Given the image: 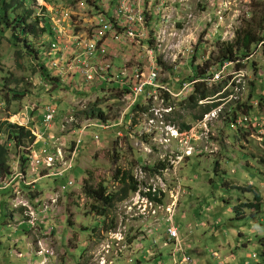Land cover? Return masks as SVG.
<instances>
[{
	"label": "rangeland",
	"instance_id": "obj_1",
	"mask_svg": "<svg viewBox=\"0 0 264 264\" xmlns=\"http://www.w3.org/2000/svg\"><path fill=\"white\" fill-rule=\"evenodd\" d=\"M98 1L28 0L27 4L33 11V17L39 13L42 7L46 8L49 18L51 17L52 30L54 31L56 27L64 30L65 38L59 47L62 49L66 45L68 46L65 56L69 58L73 56L75 50V44H73L75 35H81L91 24L92 13L96 12ZM201 2L204 4L208 0H201ZM260 2L264 4L263 0H246V3L251 6L253 14L242 23L239 31H243L248 24L255 23L253 16L260 10L255 6ZM190 3L196 8V13L202 9L200 3L197 5V0H190ZM66 12L69 13L68 16H65ZM42 26L43 24H41ZM189 32L196 34L198 45L203 43L206 45L205 47L211 48L209 54L211 59H215L218 55V45L221 43L223 29L216 31L208 26L202 30ZM189 32H184L185 37L188 38ZM52 37L50 34H45L28 38L37 52L36 59L30 57L24 50L20 51L19 48L13 47L9 39L0 34V122L7 121L14 124L17 116L22 120L21 117L26 114L30 117H38L42 107L53 102L58 105L60 119H62L70 104L77 105L79 101H83L89 107L98 99L109 117H118L124 107V101H122V92L117 89V84H106L100 88L93 87L89 91L87 90L88 93H83L87 84L80 75L76 77V82L81 84L82 91H75L73 86H69V80L63 82L58 78V85H55L43 79L42 65L49 70L51 77H55L49 66L50 59L46 57L50 51ZM201 50L193 58L194 71L197 67L200 71L206 69L204 65L206 60L201 58L206 53ZM261 59L259 58L256 64L264 66V61ZM115 65H121L118 57L115 60ZM181 67L182 64L175 72L173 63L169 62V64L163 65L160 79L164 83L170 84L173 79L177 80L175 91L181 88L182 81L195 78L196 72L193 74L188 71L182 76V81L177 79V73ZM251 69L252 65H250ZM180 71L182 72L183 69ZM261 86L264 88V84ZM224 87L223 84L222 86L216 84L209 88L222 91ZM47 90L49 91L47 92ZM228 93L226 92V94ZM250 93L259 100L260 96L255 88H252L247 96ZM186 98L183 101L180 98H171L168 104L174 105V109L165 117L167 122L170 121L179 129L180 137L178 138H182L181 136L184 137L187 132L192 131L190 134L192 137L190 135L187 137L192 139L189 142L194 149L191 155H185V145L178 143V140L174 138L170 143H167L168 147L155 144L150 139L145 142V145H140V128L146 120V116L135 126L133 138L124 137L111 143V137L114 135L116 137V131H100L101 141L98 144L92 141L93 130L87 131L79 148L77 163L74 167V177L78 184L66 191L71 193L76 190L74 193L76 197L73 196V193L70 194V198L66 197V203L70 205V208L67 209L69 217L67 220L65 219V225L57 217L61 211L59 209L61 203L58 202V204H53L48 212H43V209H40L41 213L37 216L36 226L33 229L25 222L23 211L14 207L12 196L7 194L6 202L1 203L0 211V264H29L27 261L31 257H28L30 247L32 249L45 248L43 243L47 241L51 248L55 249L51 251L52 256L59 260L63 259L64 264H76L78 258L86 253L85 251L89 252L85 255L87 261L94 257L100 261V257L95 254L101 252L102 241L107 236L100 235L95 240L92 247L97 246V250L92 257L91 241L95 237V232L100 234L105 231L106 235L109 234L110 225L107 224L105 227V224L110 220L112 224L117 218L118 225L120 224L116 208L119 205L117 204L108 213L106 220L104 217L97 216L96 213H91L89 204L82 205L85 197L83 195L80 199L77 197L81 192L82 180L84 181L90 176L91 183L95 185L103 183L110 190L109 192H114L118 190L114 173L119 168L130 169L136 173V170L139 169V162L148 161L152 164L159 159L166 160L164 167L167 168L165 176L169 187L172 190L175 189L176 192L180 191L178 205L174 213V223L179 228L186 252L200 264H220L225 257L234 259H230V262L227 260V264H264V202L261 213L254 214L250 207H245L243 216L239 217L237 211V207L241 203L251 200L256 202L255 197L258 195H261L264 201V186H262L264 183V150L253 138L240 132V127L231 121L233 110L229 109L235 107L231 104L233 102L216 101L215 103L219 102L220 105L205 113L208 106L198 104L196 107H191V102L188 97ZM35 104L37 107L32 111L31 108ZM255 111H258L256 107L252 109L253 113ZM208 113L216 114V117L210 116L207 121ZM82 117L80 113L78 115L79 122L82 121ZM33 126L38 127L40 124L35 123ZM113 132L114 134H112ZM1 133L5 135L3 132ZM156 133L157 138H162L166 131L162 127V133L158 129ZM110 134L112 136L108 143H104ZM120 141H122L121 145H119ZM148 146L153 149L150 153L146 150ZM37 147L39 148V146ZM97 147H101L105 151H100ZM133 150H136V153ZM15 153L16 150L12 147L10 154L14 155ZM178 154L181 156L178 157ZM86 174L87 178H85ZM67 179L68 177L59 180L45 179L37 185V189L46 191L55 185L60 186L67 183ZM58 181L59 183H57ZM252 183L256 187V192L250 187ZM167 193L166 201L170 203L169 192ZM32 203L36 204L34 201ZM165 214L162 213L164 219L161 223L159 222V225H162L159 230L153 229V231L147 227L155 216L149 217V221L144 223L136 219L130 220L128 224L124 223L123 226L127 227L129 232L134 231L133 235L128 232L129 236L124 242L126 247H123L124 243L118 247L113 242L110 254L102 253V255L107 254L109 259L114 258L115 264H174L173 253H177L178 249L175 242L167 240L168 226L171 224L166 222ZM40 224L44 225L43 229L40 228ZM142 230L149 233L150 239L138 240L134 234L135 232L142 233ZM37 238H39L38 241ZM157 239L159 240L158 245L155 243ZM167 242H169L168 245H166ZM32 243H36V247ZM127 245L130 247L128 248ZM189 245H193L190 250H188ZM118 249H120V253L124 251L120 257H118ZM35 255L32 252L33 260L39 261L43 258ZM180 256L178 253V259L181 258ZM98 260L95 259L92 264H100L97 262Z\"/></svg>",
	"mask_w": 264,
	"mask_h": 264
},
{
	"label": "built area",
	"instance_id": "obj_2",
	"mask_svg": "<svg viewBox=\"0 0 264 264\" xmlns=\"http://www.w3.org/2000/svg\"><path fill=\"white\" fill-rule=\"evenodd\" d=\"M175 1L181 4L178 12L171 9L167 0L161 2L160 0H154V2L152 0H118L114 8L110 2L99 0L96 12L92 13L91 24L81 35H75V41L73 40L75 50L73 56L69 58L65 56L68 46L62 49L59 47L65 38L64 30L59 27L52 30L50 51L46 57L50 59L49 66L54 76L63 82L69 80V86H73L75 91H82L81 84L76 82V77L80 75L87 84L83 93H88L93 87L100 88L106 84L115 83L118 85L117 89L122 92L124 107L118 117L105 121L83 116L82 121L79 122L78 115L88 109L83 101H79L77 105L70 104L69 110L62 119H60V110L55 102L42 107L38 117H30L27 114L21 117L22 120L16 117L14 124L29 129L34 139L26 146H16L13 141L7 143L9 150L14 147L16 153L10 154V171L8 176L1 180L0 190L12 196L14 207L23 211L25 222L33 229L36 226L37 216L41 213L40 209L48 212L53 204L60 203V198L66 191L78 184L74 177V167L83 137L90 129L93 130L92 137L96 143L101 140L100 131L115 130V140H121L124 137L133 138L135 126L146 116L140 128V145H145V142L150 139L155 144L168 147L167 143L174 138L178 140V143L185 145V155H191L194 149L189 142L192 139H188L187 134L178 138L180 137L179 129L170 121L167 122L165 115L170 114L174 109V105L168 104L169 100L188 97L198 82H205L210 87L225 82L226 85L222 92L214 98L229 92L228 96L221 100L233 102L231 104L235 107L229 110H237L235 117L237 119L234 124L240 127V132L245 133V136L249 135L264 150V88L261 86L264 84V66L256 64L259 58L264 61V28L261 39L248 53L239 55L235 61H226L221 65L211 67L203 78L182 81L178 91L174 90L177 85L173 83L174 79L172 84L164 83L160 79L163 65L169 62L175 65L174 71L176 72L179 65L193 58L201 49L206 53L201 58L204 60L211 58L209 54L211 48L205 47L203 43L198 45L196 34L189 31L202 30L208 26L216 31L223 29L221 43H234L238 29L247 17L253 14L251 6L246 3V0H208L197 15L190 7V0ZM199 3H202L201 0H197V5ZM66 15L68 16L69 13L66 12ZM150 20H153L154 24H150ZM150 29L153 31V36H151ZM185 31L189 32L188 38L184 35ZM106 39L119 44H128L130 45L128 49H134V53L124 63L125 65L119 67L115 65L116 53L111 52ZM137 52L140 58L136 57ZM250 65H252L251 70ZM252 88H255L260 96L259 100L253 97L252 93L247 96ZM210 102L208 99L200 100L203 104ZM35 107L37 104L31 110L33 111ZM255 107L259 113L252 112ZM210 116L216 117V114L208 113L207 121ZM32 123L40 124V126L32 127ZM161 126L164 127L166 134L162 138H157L155 132L158 129L162 133ZM5 140V136L0 133V141L5 142ZM121 143L122 141L119 145ZM146 150L149 153L153 151L150 146ZM180 156L178 154V157ZM144 164L148 165L149 162L145 161ZM138 168L136 173L133 172L139 181L137 190L133 192L132 197L118 202L119 206H116L120 224L118 225L117 218L112 224L110 220L105 224V227L107 224L110 225L109 234L106 235L105 231L100 233L102 237H107L102 241L101 252L95 254L100 257L99 263L115 264L114 258H105L102 253L109 255L113 242L115 246L120 247V244L126 241L129 230L123 226L124 223H128L131 219L144 223L149 221V217L155 216L154 222L148 224L147 227L151 230H159L162 226L159 222L161 223L164 219L162 213H166L165 220L171 224L168 228L167 240L175 242L178 249V252L174 253V264H200L186 252L179 228L174 223V213L180 191L176 192L175 189L172 190L169 187L165 176L167 168L159 169V172L155 173H151L141 163ZM67 177V183L57 186L58 189L54 194H47L51 196L43 197L41 194L43 191L40 193L37 189V185L45 179L59 180ZM115 183L119 188L120 181L115 180ZM82 184L83 180L81 192L77 197L80 199L83 195L85 201L82 205H85L89 199L82 191ZM167 192H169L170 203L166 201ZM32 201L36 204L34 205ZM40 228L43 229L44 225L40 224ZM145 230H142V233L135 232L134 235L138 240H145L149 236ZM129 233L133 235L134 231ZM155 243L158 244L159 240L157 239ZM123 247H126L125 243ZM117 253L120 257L124 251L120 253L118 249ZM178 253L181 255L179 259ZM36 254L44 257L39 264H47V254L53 255L51 251L48 252L44 248H37ZM220 264L227 263L223 261Z\"/></svg>",
	"mask_w": 264,
	"mask_h": 264
},
{
	"label": "trees",
	"instance_id": "obj_3",
	"mask_svg": "<svg viewBox=\"0 0 264 264\" xmlns=\"http://www.w3.org/2000/svg\"><path fill=\"white\" fill-rule=\"evenodd\" d=\"M27 1L28 0H0V34L6 36L13 47L19 48L20 51L24 50L30 57H35L37 52L33 48V45L28 40V38L30 36L35 37L45 34L52 35V28L46 8L42 7L38 14L34 12L36 16L33 17V11L28 7ZM255 7L260 9L253 16L255 23H253V25L248 24L243 31H238V35L234 43H219V51L216 58H210L206 60L204 63L206 69H202V71L199 70V67H197V69L195 68V78L205 77L208 74L210 68L215 66V63L216 65H221L226 61H235L239 55H245L248 53L253 45L261 39L260 36L264 28V4L261 2L256 3ZM41 24H43L42 27ZM150 31L151 36H153L152 29H150ZM150 41H152V39H150ZM42 73V77L45 81L58 85L59 79L56 77H51L49 70L44 65H42ZM222 84L225 86V82L220 83L219 85L222 86ZM209 87L210 85H207L205 82H198L194 85L193 91L188 96V100L191 102V107H196L198 104L202 105L203 103H200V100L208 99L211 102L203 104L206 105V107L208 106L204 111L206 113L213 107L220 105L219 102L215 103L216 101L228 96V94L225 92L214 98L222 91L212 90ZM184 99L185 98H180L182 101ZM81 115L84 117H93L99 121H105L111 118L107 114L106 110L102 107L101 101L99 99L98 101L94 102V104L89 106L86 111H82ZM236 115L237 110L235 109L233 111V118L231 121L234 122L237 119L235 118ZM33 125L34 124L32 123L31 126L35 127ZM1 132L5 134L4 136L6 140L5 142L0 141V184L1 180L8 176L10 171V150L7 147V143L13 141L16 146H26L34 139L29 129L18 126L17 124L9 123L7 121L0 122V133ZM133 152L136 153V150H133ZM164 161L166 160L159 159L158 161H155L152 164L149 163L148 165H145L144 162L139 163H141L142 166L148 169L151 173H155L159 172V169L166 168L164 167ZM89 178L91 177L88 176V179L83 181L82 191L89 199L87 204L90 206V212L96 213L97 216L104 217L105 220L108 213L115 208L116 204L130 197V195L137 190L139 185V181L134 176L132 170L124 168H119L114 173V179L120 181V187L117 191L112 193H109L107 186L103 183L95 185L91 183V179ZM250 187L252 188V186ZM7 194L8 193L0 190V211L2 205L1 203H3L2 196L3 198L7 197ZM255 199L256 202L251 201L248 203H241L237 207L239 217L243 216L242 213L245 207H250L252 210L256 209L261 211V197L258 195Z\"/></svg>",
	"mask_w": 264,
	"mask_h": 264
},
{
	"label": "crops",
	"instance_id": "obj_4",
	"mask_svg": "<svg viewBox=\"0 0 264 264\" xmlns=\"http://www.w3.org/2000/svg\"><path fill=\"white\" fill-rule=\"evenodd\" d=\"M104 1H108V2H110L111 4H112V7L114 8L115 7V4H116V2L118 1V0H104ZM153 2H154V0H152ZM162 0H160V2H161ZM168 1V4H170L171 5V9L175 12H178L179 10H180V8H181V4H180V2L179 1H175V0H167ZM172 1V2H171ZM205 5V3L203 4V3H200V6L202 7V6H204ZM190 7H191V9H192V11L195 13V14H197V15H199V12L198 13H196L195 12V10H196V8H194L193 7V5L190 3ZM150 24H154V21L153 20H150ZM153 27H154V25H153ZM106 43L109 45V47H110V49L112 50L111 52L113 53V52H115L116 53V55L114 56V62H115V60H116V58L118 57L119 59H120V64L121 65H119V66H123V65H125L124 63L131 57V55L134 53V49H128V47L130 48V45H128V44H119V43H116L115 41H113V40H111V39H106ZM197 53H199V52H197ZM136 57H139L140 58V54H139V52H137L136 53ZM194 58V57H193ZM193 58H191V59H189L187 62H185V63H182V67L180 68V70L181 69H183V71L181 72L180 70L178 71V73H177V79H179V80H181L182 81V76L184 75V73H187L188 71L189 72H192L193 74L195 73V71H194V67H193V64H192V61H193ZM119 66H117V67H119ZM188 67V68H187ZM192 67V68H191ZM175 78V77H174ZM178 81L176 80L175 82H173V83H177ZM69 110V108L66 110V111H68ZM255 114L256 113H259V111H255L254 112ZM112 131V130H111ZM192 133V131L191 132H187L186 134H187V136H189L190 134ZM112 134H114V132L112 133ZM112 135L110 134V136H108L106 139H105V141H104V143H108V141H109V138L111 137ZM92 141H93V139H92ZM101 141V140H100ZM115 142V135L113 136V137H111V143L112 142ZM94 143H96V142H94ZM99 144V143H98ZM97 149L98 150H100V151H105V150H103L101 147H97ZM102 152V153H103ZM138 160V159H137ZM139 161V160H138ZM85 178H87V174H86V177ZM57 183H59V181L57 182ZM58 185H55V186H53V187H50L49 189H47L46 191H43V193H41L42 191H39L41 194H42V196L43 197H45L47 194H54L55 193V191H57V189H58V187H57ZM250 186H252V190H255V192L257 191L256 190V187H255V185L252 183ZM262 186H264V183L262 184ZM76 192V190H73L71 193H68V192H65L64 194H63V196H61V198H60V203H61V206H60V212L57 214V217H59L60 218V220H61V222H63L64 223V225H65V223H66V220L68 219L67 217L69 216L68 215V212H67V209H69L70 208V205L69 204H67L66 203V197H69L70 198V194H72L73 193V196L74 197H76V194H74ZM40 194V195H41ZM47 196H51V195H47ZM46 196V197H47ZM257 196V195H256ZM260 197H261V211H258V210H256V209H254L253 211H254V214H256V213H261L262 212V210H263V198H262V196L261 195H259ZM256 198V197H255ZM252 201V200H251ZM251 201H249V202H251ZM2 202H6V200H5V197L3 198V200H2ZM66 203V204H65ZM71 203V202H70ZM246 203H248V202H246ZM71 206H72V203H71ZM1 209H2V207H1ZM13 218H14V215H13ZM66 219V220H65ZM9 224V223H8ZM9 226H10V224H9ZM94 236L95 237H93V239H92V241H91V245H90V247H92V245H94L95 244V240L97 239V238H99V236H100V234L99 233H97V232H95L94 233ZM30 238H32L31 236H30ZM147 238V237H146ZM33 239V238H32ZM148 239H150V235L148 236ZM37 241L39 240V238H37L36 239ZM36 241V242H37ZM32 244H34V243H32ZM34 246L36 247V243L34 244ZM43 246H45V248L44 249H46L48 252L49 251H54L55 249H52L51 248V246H50V243H49V241H47V242H44L43 243ZM193 247V245L191 246V245H189L188 246V250H190L191 248ZM36 250H37V248H34V249H32L31 247H30V253L28 254L29 256L28 257H30L29 259H28V263L29 264H39V263H41L42 261H43V259H44V257L43 258H41V260H39V261H37V260H33L32 259V252H34L35 254H36ZM91 251H92V255H91V257L93 256V253H96V250H97V246H95V247H92L91 249H90ZM195 250V249H194ZM32 251V252H31ZM86 253L82 256V257H80V258H78V261H77V263L76 264H92L93 262H94V260L96 259V260H98L97 258H92V259H89L88 261H87V258L85 257V255L88 253L89 254V252H87V251H85ZM113 254V253H112ZM123 255V254H122ZM36 257H38L37 256V254L35 255ZM46 257V256H45ZM51 257V258H50ZM104 257L105 258H109V256L107 255V254H105L104 255ZM49 258V259H48ZM220 259H221V257H220ZM230 259H233V258H230V257H225V259L224 260H221V262L222 261H225V262H230ZM47 260H48V263L47 264H64V260L63 259H58V258H56L55 256H51V255H49V254H47ZM228 260V261H227ZM234 260V259H233ZM98 263H99V261H98Z\"/></svg>",
	"mask_w": 264,
	"mask_h": 264
},
{
	"label": "bare ground",
	"instance_id": "obj_5",
	"mask_svg": "<svg viewBox=\"0 0 264 264\" xmlns=\"http://www.w3.org/2000/svg\"><path fill=\"white\" fill-rule=\"evenodd\" d=\"M172 2V1H171ZM176 12V11H175ZM210 30V29H209ZM218 34V33H217ZM262 60V59H261ZM121 202V201H120ZM176 210V209H175ZM166 215V214H165ZM154 218V217H153ZM132 220V219H131ZM153 220V219H152ZM151 222V221H150ZM153 222V221H152ZM128 224V223H127ZM170 224V223H169ZM147 225V224H146ZM161 225V224H160ZM129 226V225H128ZM168 226V225H167ZM169 227V226H168ZM129 228V227H128ZM165 228V227H164ZM154 231V230H153ZM149 234V233H148ZM163 237V236H162ZM167 237V236H166ZM148 238V237H147ZM164 238V237H163ZM163 241V240H162ZM167 241V240H166ZM165 242V241H164ZM161 243V242H160ZM169 243V242H168ZM158 245V244H157ZM171 247V246H170ZM169 248V247H168ZM53 251V250H52ZM174 254V253H173ZM52 256V255H51ZM53 257V256H52ZM181 257V256H180ZM51 258V257H50ZM49 259V258H48ZM196 260V259H195ZM219 260V259H218ZM99 261V260H98ZM97 261V262H98Z\"/></svg>",
	"mask_w": 264,
	"mask_h": 264
}]
</instances>
